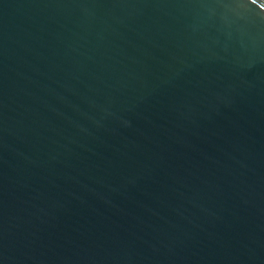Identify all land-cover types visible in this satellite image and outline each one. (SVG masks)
I'll return each instance as SVG.
<instances>
[{
    "label": "water",
    "instance_id": "water-1",
    "mask_svg": "<svg viewBox=\"0 0 264 264\" xmlns=\"http://www.w3.org/2000/svg\"><path fill=\"white\" fill-rule=\"evenodd\" d=\"M0 264H264V0H0Z\"/></svg>",
    "mask_w": 264,
    "mask_h": 264
}]
</instances>
